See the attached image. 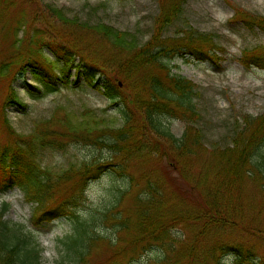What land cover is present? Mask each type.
Instances as JSON below:
<instances>
[{"label": "rangeland", "instance_id": "374dc122", "mask_svg": "<svg viewBox=\"0 0 264 264\" xmlns=\"http://www.w3.org/2000/svg\"><path fill=\"white\" fill-rule=\"evenodd\" d=\"M36 1L13 0L2 6L0 61L7 57L14 41L20 46L22 37L32 34L35 28H44L46 35L55 33L57 30L49 25L52 23L59 31L61 41H69L86 58L101 63L105 58H112L108 44L87 34L83 26L105 23L129 33L138 45H142L152 36L160 9L159 0ZM238 8L264 16V0H188L181 15L165 31V35H174L192 27L198 32L210 34L217 43L221 58L219 66L212 60H200L193 56L179 57L171 62L175 73L197 85L195 99L199 116L194 119L193 125L201 131L206 149H201L193 167L176 168L171 158L164 155L168 146L154 137L151 149L161 151L135 158L127 179L104 174L88 181L83 197L74 207L78 219L66 214L44 227L42 224L41 227H33L41 264H76L75 256L66 249L63 240L74 234L78 220L87 221L92 226V233L101 234L115 243L112 247L104 239L98 242L88 253L84 264H106L110 259L123 264H216V260L206 253L215 246L228 243H243L255 251L256 259L264 260V180L253 174L245 181L249 192L242 200L245 212L239 220L240 226L223 227L209 233L205 230L206 234L200 235L204 220L177 221L171 224L167 238L140 242L135 241L133 230L119 226L122 219L136 213L139 198L148 190H155L163 196L161 211L165 223L170 222V215L200 213L205 207L196 198L198 190L195 185H199V179L204 184L212 181V153L231 145L239 127L243 126L245 114L257 116L264 113V68H246L241 61L245 48L264 45V31L247 28L237 21L234 12ZM51 9L61 11L72 21L71 25L63 27L54 19H47ZM44 54L60 72L62 63L57 62L55 55L48 49L44 50ZM75 63H81L80 57ZM74 72L72 70L73 75L65 86L58 84L56 92L44 93L39 92V89L44 90L41 82H37L29 69L26 70L18 75L14 86L28 106L22 111L13 105L6 111L17 134L27 139L34 138L36 158L41 166L54 171L107 154L83 143L66 141L62 148L44 146L43 140L49 138L45 136H49L52 129L60 128V120L67 115L77 119L88 114V110L94 111L106 124L121 126L117 106L84 80L79 84L73 83ZM97 76L100 77L99 74ZM165 121L171 125L176 137L182 135L185 123L172 117H166ZM11 139L9 135L0 134V146L8 144ZM204 168H208L209 173L206 180L200 177ZM24 188L17 185L1 196L0 209L2 203H8L6 219L31 228L34 206L26 197ZM116 251L121 252L116 255ZM216 255L230 260L225 251L218 249Z\"/></svg>", "mask_w": 264, "mask_h": 264}, {"label": "trees", "instance_id": "16d2710c", "mask_svg": "<svg viewBox=\"0 0 264 264\" xmlns=\"http://www.w3.org/2000/svg\"><path fill=\"white\" fill-rule=\"evenodd\" d=\"M159 1L160 9L152 36L142 45H138L129 33L105 23L82 27L100 42H107L112 58H105L101 63L86 58L69 41H61L60 33L52 23L49 25L57 30L55 33L46 35L44 28H35L32 34L22 37L20 46L14 41L7 57L1 59L0 134L9 135L12 139L0 146V196L22 185L34 207L31 228H28L25 224L6 219L9 204L3 203L0 210V264H41L33 227H41V224L44 227L66 214L78 219L74 207L83 197L88 181L104 174L127 179L135 158L161 151L151 149L154 137L168 146L164 155L170 157L179 170L193 167L201 149H206L201 131L193 125L199 116L195 99L197 85L175 73L171 62L179 57L193 56L212 60L218 65L221 58L217 43L212 35L192 27L174 35H165L167 27L181 15L188 0ZM12 2L0 0V14L2 6ZM234 18L247 28L264 31V16L238 8ZM47 19H54L63 27L72 23L56 9L48 11ZM12 22L16 21L12 19ZM45 49L55 55L58 63H62L60 72L44 54ZM78 57L81 63L76 64ZM241 58L246 68H264V45L245 48ZM28 69L44 86L43 91L39 89L44 93L56 92L58 84L65 86L73 75L72 70H75L73 83L79 84L84 80L117 106L121 126L108 125L94 111L88 110V114L77 119L67 115L60 120V128L52 129L49 136H45L49 137L48 140H43L44 146L58 148L65 146L66 141L92 145L106 151V155L83 160L79 164L71 163L56 171L41 166L36 158L34 138L27 139L17 134L6 114L13 105L22 111L28 106L14 86L18 75ZM166 117L185 123L180 137L172 133ZM157 146L160 147L159 142ZM212 156V181L204 184L199 179V185H195L198 190L196 198L205 207L200 213L170 215V222L165 223L161 211L163 196L155 190H148L139 198L136 213L120 221V228L133 230L135 241L140 242L167 238L171 224L177 221L204 220L200 235H205V230L209 233L223 227L240 226L239 220L245 212L242 200L249 192L245 186L246 178L253 174L264 180V113L258 116L245 114L243 126L239 127L231 145L216 149ZM200 177L203 180L209 177L208 168L202 169ZM103 239L115 246L112 239L92 233V226L87 221L78 220L74 234L63 240V244L75 256L76 264H84L90 250ZM218 249L227 252L230 260L220 259L216 255ZM255 254L243 243L222 244L206 253L216 260V264H264V260L256 259ZM106 264L123 263L110 259Z\"/></svg>", "mask_w": 264, "mask_h": 264}]
</instances>
